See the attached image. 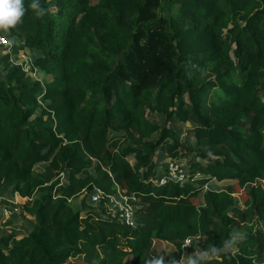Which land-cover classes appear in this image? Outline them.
Here are the masks:
<instances>
[{"label":"trees","instance_id":"obj_1","mask_svg":"<svg viewBox=\"0 0 264 264\" xmlns=\"http://www.w3.org/2000/svg\"><path fill=\"white\" fill-rule=\"evenodd\" d=\"M30 3L0 33V215L31 221L0 264H264V0Z\"/></svg>","mask_w":264,"mask_h":264},{"label":"built area","instance_id":"obj_2","mask_svg":"<svg viewBox=\"0 0 264 264\" xmlns=\"http://www.w3.org/2000/svg\"><path fill=\"white\" fill-rule=\"evenodd\" d=\"M7 40L0 36V45L6 44ZM167 174L170 179L179 180L184 178V170L178 163L171 161L167 166ZM162 179V178H161ZM165 180V178H163ZM161 180L162 183L164 180ZM105 198L106 204L112 212L117 214V220L120 225L124 227H132L134 225V207L129 202L128 197L122 196L121 200L116 199L113 195H106L101 190L94 188L90 194V201L93 203H100L101 200ZM8 209H3V213H7ZM189 239H185L182 243V246L187 245Z\"/></svg>","mask_w":264,"mask_h":264},{"label":"rangeland","instance_id":"obj_3","mask_svg":"<svg viewBox=\"0 0 264 264\" xmlns=\"http://www.w3.org/2000/svg\"><path fill=\"white\" fill-rule=\"evenodd\" d=\"M23 59H25V57H23ZM50 77L51 76H49V75H45V79L44 80H46V79H50ZM170 125L172 126V127H174L175 129H180L181 131H183L185 128H186V125H184V126H181V124H179L176 120H173V121H171L170 122ZM183 134H184V132L182 133H180V137L182 138L183 137ZM37 168L39 169L40 168V165L39 166H37ZM163 179V178H162ZM161 178L159 179V182L162 180ZM164 180V179H163ZM179 180H182V179H179ZM165 181V180H164ZM163 181V182H164ZM211 182H213V181H211ZM214 183V182H213ZM216 185H220L219 183L218 184H216ZM222 185H223V183H222ZM263 185H264V181H263ZM240 191V190H239ZM88 194V192H87V190H85V191H83V192H81L80 193V195L78 196V197H76V198H73L72 200H71V204L73 205V206H75V207H79V205H81V203H82V201H84L83 203L84 204H86V202H85V197H86V195ZM90 194V193H89ZM236 197L237 198H239V199H241L242 197H243V195H242V192H238V193H236ZM193 201L196 203L197 202V198H194L193 199ZM4 214H6V213H4ZM7 214H8V211H7ZM16 215H14V218H6V219H2V217H0V225H1V229L3 230H7V229H10V230H19L20 231V227H25V226H27V225H30L31 224V221H30V219H29V217L28 216H26L25 215V217H20L19 215L17 216V217H15ZM9 217H11V216H9ZM9 219H12V220H14V222H13V224L12 225H9V226H5V227H3L2 225L7 221V220H9ZM15 221H17V222H15ZM239 231L240 230H238V229H234V231H233V233L235 234V235H240V233H239ZM191 241L189 240V243L187 244V245H184L183 247H185V248H188V252H189V254H192L193 253V248H191ZM154 248L156 249V251H160V250H162V251H164L165 253H169L172 249H173V246L170 244V243H167V242H155L154 243ZM184 248V249H185ZM263 255H264V251H263ZM128 259L129 258H127L125 261H124V263H126L127 264V261H128Z\"/></svg>","mask_w":264,"mask_h":264},{"label":"clouds","instance_id":"obj_4","mask_svg":"<svg viewBox=\"0 0 264 264\" xmlns=\"http://www.w3.org/2000/svg\"><path fill=\"white\" fill-rule=\"evenodd\" d=\"M29 8L37 17L44 15L45 9L40 6L39 0H31ZM24 13V0H0V33L7 34L21 21ZM157 264L160 262L157 261ZM188 264H197L196 258L190 259Z\"/></svg>","mask_w":264,"mask_h":264},{"label":"crops","instance_id":"obj_5","mask_svg":"<svg viewBox=\"0 0 264 264\" xmlns=\"http://www.w3.org/2000/svg\"><path fill=\"white\" fill-rule=\"evenodd\" d=\"M113 196L116 198V199H118V200H121V197L122 196H124V195H122L119 191L117 192V193H115V194H113ZM3 200H5V201H7V203H4L5 204V206L8 208V214L6 213V214H4L3 212H2V214L0 215V217H2V219L3 218H5V216H12L13 218H14V215H16L15 217H17L18 216V214L16 213V211H17V209H16V207H14L13 206V203H18V202H22L23 200H24V198L23 197H20L18 194H13V195H11V196H9V195H5L4 197H3ZM81 205H79V207H80ZM28 226L29 225H27V226H23V228H28ZM22 228V227H21ZM129 262V259H128V261H127V264H129L128 263ZM124 264H126V263H124Z\"/></svg>","mask_w":264,"mask_h":264}]
</instances>
